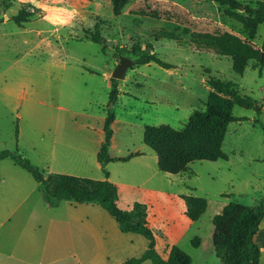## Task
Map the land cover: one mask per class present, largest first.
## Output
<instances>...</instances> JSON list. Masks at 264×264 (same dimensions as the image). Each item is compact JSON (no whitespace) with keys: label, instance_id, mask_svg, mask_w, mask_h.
Wrapping results in <instances>:
<instances>
[{"label":"rangeland","instance_id":"obj_1","mask_svg":"<svg viewBox=\"0 0 264 264\" xmlns=\"http://www.w3.org/2000/svg\"><path fill=\"white\" fill-rule=\"evenodd\" d=\"M21 10L32 13L22 27L13 20ZM245 15L217 0H131L119 16L111 0H0V151L23 155L45 176L104 180L97 152L111 109L116 120L110 154H146L106 165L118 188V206L147 205L162 257L177 245L192 264H220L212 241L214 216L230 202L255 206L264 197V132L259 126L264 124V67L260 74L257 62L249 61L238 74L232 58L215 50L225 36L261 50L264 23L252 32ZM96 24L100 44L91 41ZM117 47H150L172 68L137 64V56ZM120 56L134 64L124 79H117L119 96L113 105L111 79ZM210 78L230 81L240 95L252 97L255 109L235 106L233 112L259 122L228 125L222 145L228 161H194L183 173L166 174L143 141L144 128L183 129L194 111L206 108L214 92ZM186 196L208 202L197 221L186 215ZM195 237L198 247L192 244ZM256 242L264 249V219ZM148 244L142 235L122 233L94 203L63 200L58 207L47 206L31 173L11 158L0 160V264H123L140 257Z\"/></svg>","mask_w":264,"mask_h":264},{"label":"trees","instance_id":"obj_2","mask_svg":"<svg viewBox=\"0 0 264 264\" xmlns=\"http://www.w3.org/2000/svg\"><path fill=\"white\" fill-rule=\"evenodd\" d=\"M131 0H111L113 14L119 16ZM220 5L229 6L234 10L245 11L242 19L247 28L255 32L264 23V2L256 6L242 3L238 0H217ZM31 12L21 10L13 16L14 22L23 26L30 21ZM3 18L0 17V23ZM95 34L91 41L100 44L99 26H95ZM118 52H128L137 56V64L145 65L151 62L165 69H171L169 63L164 62L151 53L150 47L116 48ZM215 50L222 56H230L233 60V69L243 74L249 61L257 62L259 73L264 67V43L261 50H256L237 38L225 36L216 44ZM208 84L214 92L208 95L206 108L194 111L188 124L181 130L168 125H147L144 128L143 141L158 157V168L169 174H180L187 170L194 161H228L229 157L222 151V145L228 132V125L249 118L234 115V107L241 106L255 109V100L247 95H240L236 84L216 78H210ZM219 94L228 95L229 98ZM119 89L117 79H111L109 104L118 101ZM261 110L257 111L260 114ZM116 119L114 112L109 109L104 121V139L97 154L106 178L94 180L64 174H49L47 176L33 165L29 159L21 154L7 150L0 151V160L11 158L16 164L27 170L35 181L42 186V195L47 206L58 207L61 201L69 200L75 203H94L105 209L119 224L124 233H137L144 236L149 244L147 250L140 257H134L123 264H142L150 260L154 264H192V257L179 246L173 245L168 257H162L157 251L156 236L147 221V205L135 203L132 209L123 210L118 204V188L109 178L106 165L114 161H129L139 153H132L127 157H112L110 147L114 135L113 124ZM259 120L253 119L252 123ZM264 132V124L259 122ZM186 215L191 221H197L207 210L208 202L205 198L186 196ZM264 219V197L258 205L247 206L236 202L228 203L220 213L213 218L212 241L214 251L220 264H260L261 248L256 242V235ZM194 247L200 245V238L192 240Z\"/></svg>","mask_w":264,"mask_h":264},{"label":"water","instance_id":"obj_3","mask_svg":"<svg viewBox=\"0 0 264 264\" xmlns=\"http://www.w3.org/2000/svg\"><path fill=\"white\" fill-rule=\"evenodd\" d=\"M108 45H113L112 41H107ZM134 64V61L124 57L120 56L119 62L115 68V70L112 72V78L113 79H124L126 77L127 70L130 66Z\"/></svg>","mask_w":264,"mask_h":264},{"label":"crops","instance_id":"obj_4","mask_svg":"<svg viewBox=\"0 0 264 264\" xmlns=\"http://www.w3.org/2000/svg\"><path fill=\"white\" fill-rule=\"evenodd\" d=\"M106 118V117H105ZM116 120V119H115ZM105 121V120H104ZM115 122V121H114ZM249 122H252V120L250 121L249 120ZM114 125V124H113ZM114 130V129H113ZM104 132V131H103ZM104 139V138H103ZM103 139L101 140V144H102V142H103ZM113 139H114V135H113V138H112V142H111V147L113 146ZM101 144H100V147H101ZM100 147H99V150H100ZM99 150H98V152H99ZM98 152H97V154H98ZM136 153H139V155H138V157L140 156V157H146L145 155V152H141V151H138V152H136ZM111 155V154H110ZM112 156V155H111ZM112 157H114V156H112ZM100 164V163H99ZM102 168V167H101ZM166 174H169V173H166ZM77 177V176H76ZM109 180H110V177L108 178ZM111 181V180H110ZM112 182V181H111ZM112 183H114V182H112ZM115 184V183H114ZM116 185V184H115ZM117 186V185H116ZM118 196H119V194H118ZM95 205H97V204H95ZM99 206V205H98ZM99 207H101V206H99ZM102 208V207H101ZM103 209V208H102ZM104 210V209H103ZM106 211V210H105ZM108 213V212H107ZM110 215V214H109ZM112 217V216H111ZM112 219H114L113 217H112ZM147 219H148V216H147ZM115 220V219H114ZM116 221V220H115ZM117 223V222H116ZM118 224V223H117ZM118 226H119V224H118ZM119 229H120V226H119ZM120 231H121V229H120ZM260 231V230H259ZM122 232V231H121ZM122 233H124V232H122ZM125 234H137V233H125ZM140 235V234H139ZM259 235V232L257 233V235H256V238H257V236ZM259 245V244H258ZM148 248V247H147ZM261 248V251H262V254H261V260H262V258H263V254H264V249L262 248V247H260ZM147 250V249H146ZM144 254V253H143ZM142 254V255H143ZM141 255V256H142ZM134 258V257H133ZM131 259V258H130ZM129 260V259H128ZM261 260H260V264L262 263L261 262ZM127 261V260H126ZM125 261V262H126Z\"/></svg>","mask_w":264,"mask_h":264},{"label":"bare ground","instance_id":"obj_5","mask_svg":"<svg viewBox=\"0 0 264 264\" xmlns=\"http://www.w3.org/2000/svg\"><path fill=\"white\" fill-rule=\"evenodd\" d=\"M261 238V237H260Z\"/></svg>","mask_w":264,"mask_h":264}]
</instances>
